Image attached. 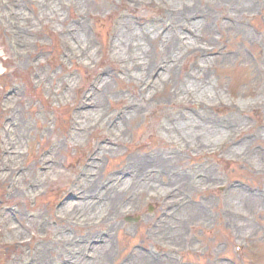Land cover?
Segmentation results:
<instances>
[{"label":"rangeland","instance_id":"1","mask_svg":"<svg viewBox=\"0 0 264 264\" xmlns=\"http://www.w3.org/2000/svg\"><path fill=\"white\" fill-rule=\"evenodd\" d=\"M252 1L263 8L241 12L230 0H0V264L89 263L106 245L107 264H231L225 258L264 264V160L254 159L264 157L262 108L208 109L213 123L193 116L202 128L245 123L211 148L199 145L201 133L179 138L175 131L190 121L189 107L240 99L251 106L260 97L264 0ZM236 28L247 36L233 33ZM126 29L156 30L155 45L171 33L182 50L194 40L202 48L178 59L169 43L163 61L146 41L150 62L133 46L127 58L112 48ZM128 61L137 69L149 62L155 75L163 65V82L155 88L156 78H129ZM203 85L217 92L206 96ZM171 94L175 102L167 99ZM98 97L109 112L75 140L78 114L98 110ZM84 100L90 106L82 107ZM247 132L256 137L242 140ZM104 139L114 141L107 145L115 149L112 158L96 150ZM92 170L99 179L85 188ZM182 177L194 187L178 192ZM117 178L135 180L134 186L109 202L104 193ZM232 179L255 188L226 189ZM153 183L165 188L143 189ZM87 200L96 213H64L69 203Z\"/></svg>","mask_w":264,"mask_h":264},{"label":"bare ground","instance_id":"2","mask_svg":"<svg viewBox=\"0 0 264 264\" xmlns=\"http://www.w3.org/2000/svg\"><path fill=\"white\" fill-rule=\"evenodd\" d=\"M231 3H236V7H238L239 9H241V12H248V11H259L261 8H263V5L256 3L252 0H230ZM264 4V3H263ZM42 6V4L40 5ZM44 10L47 9L46 4H44ZM248 10V11H247ZM21 16V15H20ZM229 23V22H228ZM197 25H199L202 28V32L204 31V29L206 28L207 24L202 22H198ZM224 28L226 29H230V26L228 24L222 25ZM165 30L168 28L167 24H164ZM232 30V29H231ZM230 31V30H228ZM233 33H236L237 35H245L247 36V32L243 29L240 28H236L235 31ZM239 33V34H238ZM152 35H155L154 38H152ZM179 36V35H176ZM158 37H161L160 35H158ZM163 38L165 39L163 42H161L159 45L156 44L154 42H156V30H147L144 32H140L138 30L136 31H132L130 29H126V31H124V33L118 37L116 40L114 39V41L112 42V48L113 51L116 52L117 55H125L128 58V51L131 50L132 46L134 48H136L137 50V54L141 57H143L145 60H148L150 62V57L147 56V54H145V44L147 42L149 43H153L152 45H154V53L155 55H161L163 56V61L166 60L167 54V48H170V44H174L175 47H177L178 52L176 53V58L180 59V58H186L187 53H189L191 50H193V47H198V49L202 48L201 43L198 40H194V41H189L186 42L184 45L187 49L182 50L181 48H178L181 44L179 42H182L180 39V41L174 36V34H168L166 36V38L163 36ZM147 41V42H146ZM83 41L81 39H79V43L81 44ZM170 43V44H169ZM208 44V43H207ZM173 47H171L172 49ZM169 56V55H168ZM169 58V57H168ZM199 61V60H197ZM147 63L146 66H142L140 69H137L136 67H139L138 64L135 63H130L128 61V65H130L129 67L131 68V70H128V77L129 78H136V79H145V78H150V79H155V81H153V85H155V88H157V84L163 82L164 77L162 73H158L159 70H163L164 66L161 65L159 66V69L156 73V75L154 74V72H152V68L150 63ZM199 62H195L196 67L198 66ZM136 66V67H135ZM136 69V73H134L132 70ZM171 69V67L169 68ZM127 72V70H126ZM109 80H104V86L106 88H108L109 85ZM204 84V82L202 83ZM212 86H206L203 85L202 86V94L204 95H209V94H214L215 92H217V90L214 88L213 93L210 92ZM260 97H257L256 99H253L252 105L249 106V103L247 102H243L241 101H237V103L233 102V103H218V104H214L211 105L210 103L206 104V103H199L197 106L194 107H189L186 109L187 111V115L190 116V121L188 123H183V122H179L178 124H176V136L181 138L183 135L185 134H189L191 137H198L200 135V133L202 134L199 137V145L205 148H211L214 144L219 143L220 141H224L226 140V138H228L232 132H234V130H241L244 129V124L242 122H236V127H226V125L223 123L222 126H217L216 123H214V125H210L208 128H202V124L201 122L195 120V118H193V116L196 115H201L203 118H205L206 120H208L210 123H213L214 119L213 118H209L208 114L209 112L207 111L208 109H217V108H226L231 110L232 112L234 111L235 113H238L241 110V107L243 106L244 109H247L249 107H257L260 106L264 112V89H260ZM200 93V95H202ZM93 99V98H92ZM103 97H98V100L100 101V108L98 110L95 111H88L86 110L85 112H82L78 117V122L76 124V129H75V135L73 136L75 140H82L83 137L86 134H82L83 131L85 132V130L87 129V127H89V125L93 124L96 121H100L103 120L102 114L109 112L108 110L105 109L104 104H103ZM169 101L171 102H175V97L171 94L170 98H167ZM97 101V103L99 102L96 98L94 99ZM91 103V102H89ZM87 103V101H83V105L82 107H87L90 106V104ZM251 104V103H250ZM248 105V106H245ZM206 107V108H204ZM200 108H204L203 111ZM207 111V112H206ZM244 110H242L243 112ZM240 112V114L242 113ZM180 117L182 116V112H179ZM192 115V116H191ZM241 116V115H240ZM240 116H232V118H239ZM224 121H227V119H224ZM84 128V129H83ZM113 128L119 129L118 126H115ZM234 128V129H231ZM106 132L107 128H105ZM120 130V129H119ZM8 133V131L6 130V134ZM82 134V135H81ZM116 135H114L115 137ZM117 137V136H116ZM258 137L261 139H264V131L259 132L258 133ZM114 143L113 140L110 139H104L101 141V145L97 146L96 150H99L101 153L103 152L105 156L107 157H111L115 155V149L112 148H108L107 145H112ZM245 146V144H243ZM243 146V147H244ZM242 146L237 147L234 149V151H241ZM18 153L14 154V156H20L21 157V152L20 150H17ZM100 154V153H99ZM98 154H94L91 155V158L93 157V160H99L100 158L97 156ZM264 157L262 155H256L254 157V159H256L257 161L260 159H263ZM6 162V161H5ZM96 167L93 169H97L99 168V164L96 163L95 164ZM7 166H9L7 164ZM12 166V165H11ZM13 168V167H12ZM12 171H9L8 173H10ZM93 172V178L90 179L91 177V173ZM128 173V172H125ZM99 173L96 170H92V171H88L87 174L84 175V177H88L85 180L88 182V184H86L87 182L85 181L84 186L86 188L87 187H92L95 182L96 179L98 180ZM23 176H20V178H22ZM115 181V180H114ZM121 182V183H119ZM134 182L135 180H126V181H119L118 178L116 179L115 182H113L112 187L110 190H108L107 192L104 193L105 196H109V202L111 201H115L116 199H118L119 197H121V195H124L125 192L130 191V189L133 188L134 186ZM115 183V184H114ZM80 182L78 183V186H75V189L77 190L79 188ZM116 185V186H115ZM191 185V188L194 187V182H192V180H187L186 178H181L180 180L178 179V192L181 191L182 188H185L186 186ZM19 187V186H18ZM156 189H163L165 188L163 185H156V184H150V185H145L143 187V189H151L152 191H157ZM115 189H119V191H115ZM20 192V194L25 193L26 196L28 195V191L23 190V189H19L17 191V193ZM241 192V191H238ZM89 194H91V192L88 191ZM97 193H99V188H97ZM243 193V192H241ZM240 193L239 196H242V194ZM181 194V192H180ZM111 196V198H110ZM239 199V198H238ZM243 199H239V201H242ZM175 205V204H172ZM92 210L90 213H96L98 211V207L96 205V203H94L91 200H87V202H71L68 204V206L66 208H64V213H70L72 211H74V213H82L85 214V216H87V212ZM202 210V209H200ZM187 220L184 219V222H186ZM45 229H47V227H45ZM165 229H169L168 228H162V231ZM15 233L19 234L20 230L18 228L15 229L14 231ZM59 233V232H57ZM63 236L64 233L63 231L60 230V235L58 236L57 240L61 243V241L63 240ZM169 237V235H167ZM171 238V237H169ZM58 242V243H59ZM110 253H111V249L109 246H104V247H98L97 248V254H96V260L91 261L89 263H82V264H107V260L110 257ZM150 263V261H149ZM139 264H143V261H140Z\"/></svg>","mask_w":264,"mask_h":264}]
</instances>
